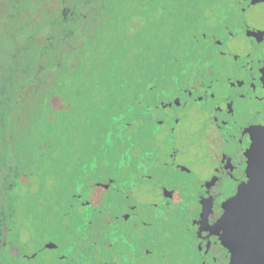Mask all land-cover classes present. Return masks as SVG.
I'll return each mask as SVG.
<instances>
[{"label":"flooded vegetation","instance_id":"flooded-vegetation-1","mask_svg":"<svg viewBox=\"0 0 264 264\" xmlns=\"http://www.w3.org/2000/svg\"><path fill=\"white\" fill-rule=\"evenodd\" d=\"M214 1L192 34L202 51L185 68L151 71L160 78L136 95L129 180L102 168L93 187L104 196L72 193L65 245L42 215L20 220L2 264H229L213 226L247 181L250 132L264 126V0ZM89 170L71 171V183L86 185Z\"/></svg>","mask_w":264,"mask_h":264},{"label":"trees","instance_id":"trees-1","mask_svg":"<svg viewBox=\"0 0 264 264\" xmlns=\"http://www.w3.org/2000/svg\"><path fill=\"white\" fill-rule=\"evenodd\" d=\"M131 2L0 0V251L8 228L37 222L41 210L66 198L57 214L64 229L72 193L91 189L102 168H119L130 152L136 95L146 93L150 78H160L151 71L172 69L165 59L161 68L147 65L146 73L141 66L120 74L131 45L116 38L106 55L100 51L108 28L127 30L133 22L117 20V7ZM143 53L138 50L137 63ZM135 77L141 79L136 86ZM51 168L69 169L56 196L46 187ZM85 168L86 185L71 183V171L77 176Z\"/></svg>","mask_w":264,"mask_h":264},{"label":"rangeland","instance_id":"rangeland-1","mask_svg":"<svg viewBox=\"0 0 264 264\" xmlns=\"http://www.w3.org/2000/svg\"><path fill=\"white\" fill-rule=\"evenodd\" d=\"M222 1L225 3L226 0ZM213 3H215L214 0H143V2L141 0H132L130 4L120 5L117 7L118 22L123 18L134 20L129 22L127 30H114V25L112 28H108L102 38L103 42L100 51L105 52L106 55L109 52L108 45L115 42L116 38L124 40L128 47L131 45L129 52L126 53L127 60L123 63L121 71H118L120 74H133L141 66H144L142 68L144 69L143 73H146L147 65L161 68L164 66L163 61L165 59L172 61L169 68H185L192 60L194 53L202 51V49L194 48L192 39V34L196 27L194 20L198 14V12L196 14V11L201 8H213ZM139 49L141 51L144 49V59L137 63V52ZM106 71L109 76L115 75L114 70L111 68H107ZM139 81L141 79L135 77V86ZM123 162H120L118 169L124 174L121 181H127L129 180L128 168L123 167L128 166L131 161L127 156ZM67 171H69L68 168H51V173L46 179V187L54 188L53 196H56L55 187L60 183L66 182ZM101 176L97 177V181H104ZM91 191L97 196H104V192L100 188L93 187ZM53 202L55 203L49 206V209L41 210L40 215H42V220L45 217L48 224L58 227L59 238L64 239L58 240V244L65 245L66 240L60 233L61 226L59 224V215L57 214L64 212L67 199L65 198L58 206H56L58 204L57 200Z\"/></svg>","mask_w":264,"mask_h":264},{"label":"water","instance_id":"water-1","mask_svg":"<svg viewBox=\"0 0 264 264\" xmlns=\"http://www.w3.org/2000/svg\"><path fill=\"white\" fill-rule=\"evenodd\" d=\"M250 133L247 181L223 203V214L213 226L230 253L229 264H264V126Z\"/></svg>","mask_w":264,"mask_h":264}]
</instances>
